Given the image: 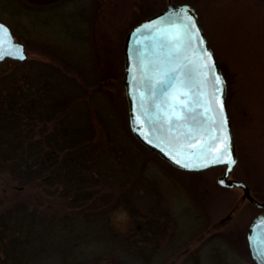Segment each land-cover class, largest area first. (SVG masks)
<instances>
[{
  "label": "rangeland",
  "instance_id": "rangeland-1",
  "mask_svg": "<svg viewBox=\"0 0 264 264\" xmlns=\"http://www.w3.org/2000/svg\"><path fill=\"white\" fill-rule=\"evenodd\" d=\"M169 1L190 4L199 15L227 82V107L237 156L230 177L247 184L253 197L264 202V0H0V21L24 44L25 52L28 50L24 61L38 59L56 71L59 68L52 54H72L70 60L80 65L82 73L68 76L75 77L80 86L83 108L91 106L92 112L101 105L107 108L112 131L109 138L108 133H100L97 144L115 163L121 159V165L113 163L114 171L107 173L113 176L121 172L123 179L132 178L125 187L129 186L127 208L123 205L109 213L115 231L121 236H139L142 224L150 218L156 220L153 229L157 234L151 243L158 251L155 261L162 264H256L246 233L259 210L242 199L241 188L218 184L223 167L180 171L148 150H141V158L135 154L140 162H132V149L122 146L124 139L129 141L122 132H130L123 83L124 41L135 24L163 10ZM43 42L56 53L48 52ZM6 68L16 71L9 63L0 65V71ZM98 181L96 194L100 197L120 190L125 180L109 177ZM132 183L137 187L130 186ZM28 191L39 193L33 186ZM48 199L54 210L62 212L65 208L57 194L48 195ZM141 235L140 244L150 247ZM89 244L84 248L86 256L101 257L93 264H121L122 259L106 253L111 244L105 247L107 242L97 239ZM134 258L126 256L129 264H136Z\"/></svg>",
  "mask_w": 264,
  "mask_h": 264
},
{
  "label": "trees",
  "instance_id": "trees-1",
  "mask_svg": "<svg viewBox=\"0 0 264 264\" xmlns=\"http://www.w3.org/2000/svg\"><path fill=\"white\" fill-rule=\"evenodd\" d=\"M42 45L56 53L44 42ZM52 55L59 68L56 71L38 59L0 63H9L16 70L0 71V264H93L101 257L86 256L84 251L93 239L107 242L105 247L111 244L106 253L122 259L121 264H129L126 256L135 257L132 262L136 264H162L155 261L158 251L151 243L157 234L153 229L156 220H147L138 231L142 235L133 234L131 239L110 226L109 213L123 205L127 208L129 186L125 187L132 178L123 179L121 172L107 173L113 170V163L121 165V159L115 163L97 144L100 133H108L109 138L112 131L107 108L84 109L80 86L75 77L68 76L81 74L80 65L70 60L72 54ZM125 134L129 141L123 138L122 146L132 149V162H140L139 153L146 149L129 131L122 132ZM109 177L125 181L120 190L97 197L98 179ZM5 180L8 184L4 185ZM32 186L39 189L38 194L28 191ZM53 194L64 200L62 212L47 204L48 195ZM140 235L150 247L140 244Z\"/></svg>",
  "mask_w": 264,
  "mask_h": 264
},
{
  "label": "water",
  "instance_id": "water-1",
  "mask_svg": "<svg viewBox=\"0 0 264 264\" xmlns=\"http://www.w3.org/2000/svg\"><path fill=\"white\" fill-rule=\"evenodd\" d=\"M182 11L187 12V15L192 18V21L196 25L195 30L199 31V38L196 45H194L195 55L210 52L215 66L214 75L219 76L223 81L221 91L216 94L220 96L224 104V116L229 121L228 131L232 138L233 158L237 164L235 140L227 107V82L206 38L197 11L192 5L187 3H173L169 1L163 10L138 22L127 33L123 46V83L130 132L136 141L146 150L180 171L199 172L213 167H223V173L218 178V184L226 188H241L243 198H246L253 205L262 209L264 202L257 201L250 194L247 184L230 177L236 164L227 175L225 174L227 164L191 168L183 166L185 163H191L193 165L202 163V160L199 158H194L190 161L186 160V152H181L180 155H177V152L181 150V145L187 143L188 129L196 128L198 123L191 120L185 122L173 121L170 126L164 123V111L167 110V105L163 102L164 98L160 95L159 87L153 89L151 88V84L154 81L158 68L171 67L175 63L176 58L169 57L171 46L163 35V31L170 29L173 23L177 25L181 23L180 20L176 19V15L178 12L182 13ZM0 25L5 26L11 34L10 44L23 47L25 59H27L24 44L15 39V36L7 25L2 22H0ZM199 39L203 40L202 45H199ZM187 54L193 55L191 51H188ZM6 58L19 61L25 60L14 57H5L3 60ZM3 60H0V62ZM190 87L193 101H195L200 91H204L209 95L215 92L211 82V76L203 88L197 83L196 77L193 76ZM141 93H143V100H141ZM158 105L159 107H157ZM200 120L201 118L197 115V121ZM187 151L190 152L191 150ZM177 160H180V163H177ZM246 239L252 260L256 264H264V255L261 254V251L264 250V245L260 244V240L264 239V213L258 214L251 220L247 229Z\"/></svg>",
  "mask_w": 264,
  "mask_h": 264
},
{
  "label": "snow or ice",
  "instance_id": "snow-or-ice-1",
  "mask_svg": "<svg viewBox=\"0 0 264 264\" xmlns=\"http://www.w3.org/2000/svg\"><path fill=\"white\" fill-rule=\"evenodd\" d=\"M176 19L181 21L179 25L173 23L170 29L163 31L171 46L169 57H175V63L171 67L157 69L151 88L159 87L160 95L164 98L163 102L167 105V110L164 111L165 124L170 126L173 121L189 120L198 123L196 128L188 129L187 143L181 145L177 155L186 152V160L199 158L202 163L198 165L185 163L183 166L191 168L227 164L225 173L227 175L232 171L236 160L233 158L232 138L228 131L229 121L224 116V104L216 94L221 91L223 81L219 76L214 75L215 66L210 52L195 55L194 45L199 38V31L195 30L196 25L192 18L186 11H182L177 13ZM10 39L11 34L8 29L0 25V60L5 57L25 59L23 47L10 44ZM202 44L203 40L199 39V45ZM188 51L193 55H188ZM193 76L196 77L201 88L211 76L215 92L209 95L200 91L193 101L190 87ZM140 95L143 100V93ZM197 115L201 118L200 121H197ZM177 163H180V160H177ZM260 244L264 245V239L260 240ZM261 254L264 255V250Z\"/></svg>",
  "mask_w": 264,
  "mask_h": 264
},
{
  "label": "flooded vegetation",
  "instance_id": "flooded-vegetation-1",
  "mask_svg": "<svg viewBox=\"0 0 264 264\" xmlns=\"http://www.w3.org/2000/svg\"><path fill=\"white\" fill-rule=\"evenodd\" d=\"M242 190V189H241ZM250 194H251V192H250ZM252 195V194H251ZM253 196V195H252ZM242 199L243 200H247L246 198H243V193H242ZM250 204H252L249 200H247ZM263 202V201H262ZM253 205V204H252ZM255 206V205H254ZM258 208V207H257ZM258 210H259V212L255 215V216H257L258 214H260V213H264V206H263V208L262 209H259L258 208Z\"/></svg>",
  "mask_w": 264,
  "mask_h": 264
},
{
  "label": "bare ground",
  "instance_id": "bare-ground-1",
  "mask_svg": "<svg viewBox=\"0 0 264 264\" xmlns=\"http://www.w3.org/2000/svg\"><path fill=\"white\" fill-rule=\"evenodd\" d=\"M227 99H228V95H227ZM187 172V171H186Z\"/></svg>",
  "mask_w": 264,
  "mask_h": 264
}]
</instances>
